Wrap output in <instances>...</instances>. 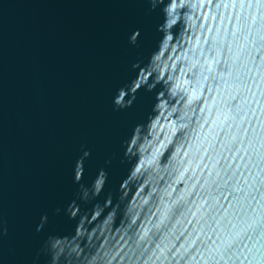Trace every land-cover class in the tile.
Here are the masks:
<instances>
[{
    "label": "water",
    "instance_id": "95a60500",
    "mask_svg": "<svg viewBox=\"0 0 264 264\" xmlns=\"http://www.w3.org/2000/svg\"><path fill=\"white\" fill-rule=\"evenodd\" d=\"M148 9V0H0V220L7 227L0 235V264H32L49 234L73 230L75 220L64 207L77 188L72 164L81 145L90 153L81 183L104 167L107 180L95 199L103 202L111 191L115 202L129 167L127 160L121 162V140L146 121L155 91L161 90L160 85L151 92L140 88L131 107L113 110L115 89L135 75L130 65L143 62L161 35L156 31L160 6ZM134 29L140 31L131 45ZM238 91L250 99L247 90L230 86L220 93L223 103L217 99L206 113L204 206L195 207L189 198L153 217L177 234L174 246L199 230L189 252L207 264H223L221 257L227 256L237 264L264 247V133L249 120L244 127L252 130L231 149L223 147L229 135L225 122L231 119L224 104L230 106ZM184 188L183 182L177 184L173 196ZM147 191L132 185L127 199ZM93 202L77 200L82 211ZM149 211L143 210L136 223ZM41 213L48 222L36 232ZM46 260L41 255L36 264Z\"/></svg>",
    "mask_w": 264,
    "mask_h": 264
},
{
    "label": "clouds",
    "instance_id": "9594fccd",
    "mask_svg": "<svg viewBox=\"0 0 264 264\" xmlns=\"http://www.w3.org/2000/svg\"><path fill=\"white\" fill-rule=\"evenodd\" d=\"M148 4L149 11L160 6L162 22L156 31L161 35L143 62L138 59L130 65L135 75L115 89L113 110L131 107L140 88L151 92L160 85L161 90L155 91L156 102L146 121L133 125L121 140V162L127 160L129 167L117 186L115 202L111 191L103 202L95 199L107 180L104 167L87 184L81 183L84 161L90 155L81 145L72 164L77 188L64 207L68 219L75 220L73 230L49 234L32 264L41 255L47 257L46 264H207L197 259L198 253L189 252L199 230L193 229L174 246L177 234L172 228L165 231L163 219L153 217L161 215L160 208L189 198L195 207L204 206L207 183L200 181L209 151L204 143L206 113L214 109L217 99L222 101V90L231 86L247 90L250 96L242 99L238 91L230 106L224 104L231 119L225 122L229 135L223 147L231 149L243 133L252 130L251 125L244 127L249 120L264 133V0H148ZM139 31L129 34V44L136 45ZM181 182L184 190L173 196ZM135 184L148 191L128 200L127 190ZM77 200L95 202L82 211ZM145 209L150 211L137 224ZM53 211L59 213L60 208ZM47 222V214L41 213L36 232ZM6 233L0 220V235ZM221 259L223 264H233L231 256ZM237 264H264V247Z\"/></svg>",
    "mask_w": 264,
    "mask_h": 264
}]
</instances>
